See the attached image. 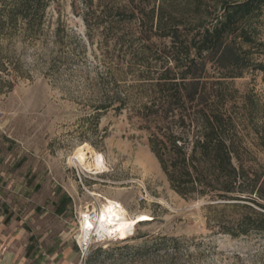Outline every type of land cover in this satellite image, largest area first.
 I'll return each instance as SVG.
<instances>
[{"label": "rangeland", "instance_id": "rangeland-1", "mask_svg": "<svg viewBox=\"0 0 264 264\" xmlns=\"http://www.w3.org/2000/svg\"><path fill=\"white\" fill-rule=\"evenodd\" d=\"M118 3L50 0L41 28H19L1 41L0 55L16 65L17 76L12 89H0V224L15 233H48L49 247H73L75 264H264V237L233 238L208 228L205 203L171 189L127 111L95 118L111 89L132 83L119 78L116 86L109 75L125 77L127 62L142 49L130 34L136 20L104 13ZM232 87L239 107L246 95L257 103L240 136L263 179L264 73H248ZM84 143L99 155L101 173L71 162ZM107 199L128 211L135 229L81 255L82 213L99 212Z\"/></svg>", "mask_w": 264, "mask_h": 264}, {"label": "trees", "instance_id": "trees-1", "mask_svg": "<svg viewBox=\"0 0 264 264\" xmlns=\"http://www.w3.org/2000/svg\"><path fill=\"white\" fill-rule=\"evenodd\" d=\"M49 2L0 0V51L19 28H41ZM104 13L136 20L130 34L142 49L127 62L125 77L109 75L116 86L119 78L132 83L111 89L95 118L127 111L171 189L205 203L208 228L264 237V178L250 166L240 136L257 103L246 95L239 107L232 87L248 73H264V0H121ZM16 70L0 55V89L13 88Z\"/></svg>", "mask_w": 264, "mask_h": 264}, {"label": "bare ground", "instance_id": "bare-ground-1", "mask_svg": "<svg viewBox=\"0 0 264 264\" xmlns=\"http://www.w3.org/2000/svg\"><path fill=\"white\" fill-rule=\"evenodd\" d=\"M71 162L87 173L99 174L103 167L97 152L87 143L78 147ZM128 211L118 202L106 200L99 212L82 213L81 230L78 239H87L92 232L110 238H125L135 229L136 222L128 219ZM91 223L92 227H86ZM118 240V239H117Z\"/></svg>", "mask_w": 264, "mask_h": 264}, {"label": "crops", "instance_id": "crops-1", "mask_svg": "<svg viewBox=\"0 0 264 264\" xmlns=\"http://www.w3.org/2000/svg\"><path fill=\"white\" fill-rule=\"evenodd\" d=\"M47 236L15 233L0 224V264H75L73 247H49L44 243Z\"/></svg>", "mask_w": 264, "mask_h": 264}, {"label": "built area", "instance_id": "built-area-1", "mask_svg": "<svg viewBox=\"0 0 264 264\" xmlns=\"http://www.w3.org/2000/svg\"><path fill=\"white\" fill-rule=\"evenodd\" d=\"M118 241L115 238H110L107 236H101L97 235L95 232H92L91 235L82 241H80L78 238L76 239V245L81 255H86L90 249L95 245L99 243H106L107 241Z\"/></svg>", "mask_w": 264, "mask_h": 264}, {"label": "snow or ice", "instance_id": "snow-or-ice-1", "mask_svg": "<svg viewBox=\"0 0 264 264\" xmlns=\"http://www.w3.org/2000/svg\"><path fill=\"white\" fill-rule=\"evenodd\" d=\"M141 219H145V218H144V217H141ZM86 227H88L89 229H91V227H92L91 223H88V224L86 225Z\"/></svg>", "mask_w": 264, "mask_h": 264}]
</instances>
